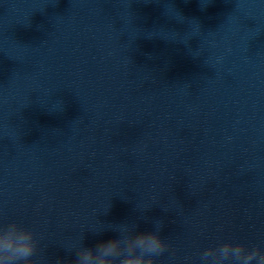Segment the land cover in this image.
<instances>
[{
    "label": "water",
    "instance_id": "water-1",
    "mask_svg": "<svg viewBox=\"0 0 264 264\" xmlns=\"http://www.w3.org/2000/svg\"><path fill=\"white\" fill-rule=\"evenodd\" d=\"M155 220L264 250V0H0V222L68 264Z\"/></svg>",
    "mask_w": 264,
    "mask_h": 264
},
{
    "label": "clouds",
    "instance_id": "clouds-1",
    "mask_svg": "<svg viewBox=\"0 0 264 264\" xmlns=\"http://www.w3.org/2000/svg\"><path fill=\"white\" fill-rule=\"evenodd\" d=\"M118 225V229H107L118 233L115 238L94 246H85L83 237L68 264H156L170 246L160 235L162 220H155L153 229L144 232L137 230L135 222ZM38 246L34 230L16 221L0 222V264H36ZM199 258L201 264H264V250L259 245L224 241L204 249Z\"/></svg>",
    "mask_w": 264,
    "mask_h": 264
}]
</instances>
